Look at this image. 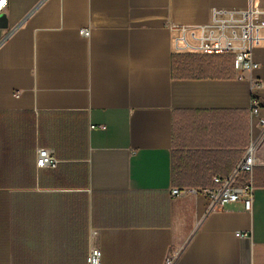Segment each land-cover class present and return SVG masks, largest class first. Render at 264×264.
Wrapping results in <instances>:
<instances>
[{
  "label": "crops",
  "instance_id": "1",
  "mask_svg": "<svg viewBox=\"0 0 264 264\" xmlns=\"http://www.w3.org/2000/svg\"><path fill=\"white\" fill-rule=\"evenodd\" d=\"M256 3V0H254ZM248 0H7L0 10V264H264L259 67L193 78L200 28ZM81 31H87L82 36ZM256 142L253 209L203 195ZM58 163L38 168L37 151ZM237 234H246L238 237Z\"/></svg>",
  "mask_w": 264,
  "mask_h": 264
},
{
  "label": "built area",
  "instance_id": "2",
  "mask_svg": "<svg viewBox=\"0 0 264 264\" xmlns=\"http://www.w3.org/2000/svg\"><path fill=\"white\" fill-rule=\"evenodd\" d=\"M7 0H0V10ZM248 6L242 10H217L212 12L208 24L200 28V50L202 54L229 55L233 58L234 69L237 74L252 72L259 65L253 60V49L258 31L264 32V7H260L254 0H248ZM87 36V31H81ZM251 115L259 119L264 128V118L261 116V102L256 98L251 101ZM257 144L250 143L243 159L239 162L233 173L226 177H214L213 187L206 189L174 188L173 197L187 195H203L209 201L208 211L225 208L227 205L242 203L246 211L253 209L255 186L253 182L254 169L257 166ZM58 161L51 149L40 148L37 151L38 168H54ZM246 237V234H237ZM87 264H101V252L92 248ZM166 264H173L168 259Z\"/></svg>",
  "mask_w": 264,
  "mask_h": 264
},
{
  "label": "trees",
  "instance_id": "3",
  "mask_svg": "<svg viewBox=\"0 0 264 264\" xmlns=\"http://www.w3.org/2000/svg\"><path fill=\"white\" fill-rule=\"evenodd\" d=\"M221 61V62H220ZM234 70L232 57H197L192 56V77L207 78H228ZM198 189V188H196Z\"/></svg>",
  "mask_w": 264,
  "mask_h": 264
},
{
  "label": "rangeland",
  "instance_id": "4",
  "mask_svg": "<svg viewBox=\"0 0 264 264\" xmlns=\"http://www.w3.org/2000/svg\"><path fill=\"white\" fill-rule=\"evenodd\" d=\"M256 3H257L258 6L264 7V0H256ZM234 71H235V69H234Z\"/></svg>",
  "mask_w": 264,
  "mask_h": 264
},
{
  "label": "water",
  "instance_id": "5",
  "mask_svg": "<svg viewBox=\"0 0 264 264\" xmlns=\"http://www.w3.org/2000/svg\"><path fill=\"white\" fill-rule=\"evenodd\" d=\"M4 24V22L2 21V19H0V25H3Z\"/></svg>",
  "mask_w": 264,
  "mask_h": 264
}]
</instances>
